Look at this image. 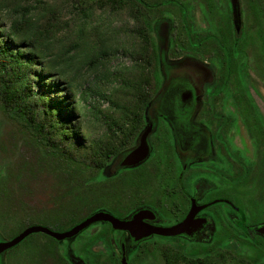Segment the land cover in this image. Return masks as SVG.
I'll list each match as a JSON object with an SVG mask.
<instances>
[{
    "label": "flooded vegetation",
    "instance_id": "flooded-vegetation-1",
    "mask_svg": "<svg viewBox=\"0 0 264 264\" xmlns=\"http://www.w3.org/2000/svg\"><path fill=\"white\" fill-rule=\"evenodd\" d=\"M139 5L137 108L97 117L77 184L35 164L0 167V244L35 226L65 234L97 214L129 227L33 233L0 264H264V0ZM28 144L18 143L33 154ZM141 145L143 158L125 164Z\"/></svg>",
    "mask_w": 264,
    "mask_h": 264
},
{
    "label": "rangeland",
    "instance_id": "rangeland-1",
    "mask_svg": "<svg viewBox=\"0 0 264 264\" xmlns=\"http://www.w3.org/2000/svg\"><path fill=\"white\" fill-rule=\"evenodd\" d=\"M127 12L125 7L103 1L93 3L87 0H0L1 29L10 31L19 39H34L37 47L57 66L56 69H66L64 59L61 58L63 53L69 57L77 55L68 68L67 81L74 90L73 97L77 106L75 111L79 117L73 120L70 126L65 125L64 129L70 130L72 133L69 137L74 138L73 131L82 125L87 137V147H90L94 141L93 137L95 139L99 133L96 117L111 113L119 115L136 108L133 86L139 75L133 65L132 55L134 53L137 56L136 51L142 43L134 33L136 24ZM2 34L4 40L6 37ZM94 59L95 61H92ZM8 69L10 71V68ZM30 69L33 75L41 68L32 66ZM15 72L17 71L13 69V74ZM57 73L53 75L59 77ZM57 80L56 77L45 78L35 87V91H46L60 111L66 109L64 98L68 88L65 83L58 87ZM38 81L31 76L28 82L32 87ZM45 85L49 90H45ZM20 97V93L17 94V98ZM26 103V99H23L22 102L18 101L17 105L25 108ZM63 114H72V109ZM14 121L20 127L23 126L15 118ZM14 134L16 139L29 143H36L39 139L37 134ZM77 136L76 139H79ZM58 142L62 147L75 144L73 139ZM22 149L25 158H34V153H29L24 147ZM90 152H85V158L90 156Z\"/></svg>",
    "mask_w": 264,
    "mask_h": 264
},
{
    "label": "trees",
    "instance_id": "trees-1",
    "mask_svg": "<svg viewBox=\"0 0 264 264\" xmlns=\"http://www.w3.org/2000/svg\"><path fill=\"white\" fill-rule=\"evenodd\" d=\"M87 1L93 3L103 1L111 5L125 7L128 11V16L136 21L134 32L139 35H137V38L142 37L141 18L136 14V10L142 12L141 10L144 8L143 5L138 6L140 0ZM143 1L145 2L148 0ZM137 26H139V28ZM0 30L6 37L3 40V34L0 33V129H3L2 131L0 130V154L3 153L4 155V152L6 153L3 157L4 159L0 158L2 162H0V167L7 168V172L13 175L17 172L18 168L24 171L26 168L35 164L37 174L68 173L70 176V183L77 184V179H74L73 174H79V159L81 158V152L91 151L88 158H93L97 149L96 142L94 141L89 145L90 147L85 145L84 138L87 139V137L83 131L82 125H79V127H76L73 131L74 138L69 137L72 133L70 130L64 129L65 125L70 126L72 124L71 122L79 117L75 111L77 106L75 98L73 97L74 90L72 89V85L70 86L67 81L69 78L68 68L73 64L77 55L69 57V55L63 53L61 58L64 59V66H66V69L60 68L58 70L55 68L57 66L53 65V62L51 63L50 59L37 47L34 39H32V41H29L28 38L19 39L10 31L2 30L1 27ZM141 45L142 44H139V46ZM92 61H95V59ZM32 66H39L41 69L39 72L36 70L32 75L30 73V67ZM8 68H10V71ZM13 69L17 71L14 74ZM55 70H57L56 72H58L57 74L59 77L53 75L56 73ZM31 76L39 80L35 82L32 87L28 82ZM48 77L58 78L57 86L61 87L65 83L68 88L64 98L66 109H60L61 112L58 109L59 107L46 94V91H35V87L38 86L39 82ZM12 78H14V80ZM133 87L135 90L133 94L139 93L141 86L135 84ZM45 90H49L47 85H45ZM19 93L21 95L20 99H18L19 96L17 98V94L19 95ZM23 99L27 101L25 108L20 107L19 104L17 105L18 101L22 102ZM32 105H34V107ZM68 109H72V114H63V112L65 113ZM27 115L28 117H26ZM14 118L20 121L23 126L21 125L22 127H20L14 123ZM62 118L64 119L63 122L61 121ZM35 119H37V121ZM7 128H10V130ZM22 129H25L27 132ZM14 133L37 134L39 139L36 143L31 140L29 143L16 139ZM76 135H78L77 137L79 139H76ZM68 139H73L75 144L62 147L61 143L58 142H67ZM21 141L23 143H29L28 146L31 145L35 149L33 155L36 159L35 163L30 164L26 162L23 155H19L21 146H19L18 143ZM8 151L13 155L12 158L7 154ZM85 167L86 172L92 169V166L88 163ZM214 264L222 263L215 261ZM223 264L238 263L237 261L232 262L228 260L224 261Z\"/></svg>",
    "mask_w": 264,
    "mask_h": 264
},
{
    "label": "water",
    "instance_id": "water-1",
    "mask_svg": "<svg viewBox=\"0 0 264 264\" xmlns=\"http://www.w3.org/2000/svg\"><path fill=\"white\" fill-rule=\"evenodd\" d=\"M144 156V149L142 148V145L137 148L136 151H134L125 161V164L127 165H133L138 163ZM96 221H111L115 224L116 227L121 229H127L129 227V223L125 221H120L115 219L112 216H109L108 214H97L95 216H92L88 220H86L84 223H82L77 228L73 229L72 231L65 233V234H59L54 232L51 229H47L41 226H35L30 229H27L24 231L21 235H19L17 238H15L13 241L9 243H1L0 244V254H2L4 251L15 247L17 244H19L23 239L28 237L29 235L33 233H45L47 235H50L52 237H55L57 239H64L68 237H72L73 235L87 229L90 224L96 222ZM179 230L177 228H174L170 230L168 233L169 235H175Z\"/></svg>",
    "mask_w": 264,
    "mask_h": 264
}]
</instances>
